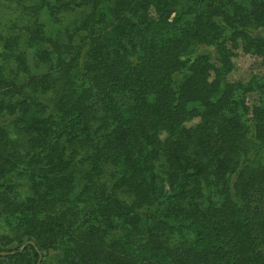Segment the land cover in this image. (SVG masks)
<instances>
[{
  "label": "trees",
  "instance_id": "trees-1",
  "mask_svg": "<svg viewBox=\"0 0 264 264\" xmlns=\"http://www.w3.org/2000/svg\"><path fill=\"white\" fill-rule=\"evenodd\" d=\"M3 1L0 264H264V0Z\"/></svg>",
  "mask_w": 264,
  "mask_h": 264
},
{
  "label": "rangeland",
  "instance_id": "rangeland-1",
  "mask_svg": "<svg viewBox=\"0 0 264 264\" xmlns=\"http://www.w3.org/2000/svg\"><path fill=\"white\" fill-rule=\"evenodd\" d=\"M7 2L0 0V30L5 25H10L17 21L19 16V10L14 4H8ZM19 21V20H18ZM0 45V50H1ZM234 65L229 72V80L232 82L249 83L253 78L264 77V65L261 63L260 58L248 54L241 49L235 51L233 57ZM30 68L33 72H40L44 69V66H36V64L30 61ZM258 101V93L251 92L248 95V102L252 106Z\"/></svg>",
  "mask_w": 264,
  "mask_h": 264
},
{
  "label": "water",
  "instance_id": "water-1",
  "mask_svg": "<svg viewBox=\"0 0 264 264\" xmlns=\"http://www.w3.org/2000/svg\"><path fill=\"white\" fill-rule=\"evenodd\" d=\"M30 244H34L32 241L28 242ZM15 251H0V256L4 257V256H7V255H10V254H14ZM41 257H42V254L40 253V256H39V262L41 260Z\"/></svg>",
  "mask_w": 264,
  "mask_h": 264
}]
</instances>
